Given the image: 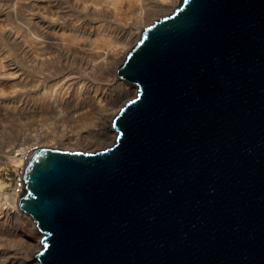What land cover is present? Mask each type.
Returning a JSON list of instances; mask_svg holds the SVG:
<instances>
[{
  "label": "water",
  "instance_id": "95a60500",
  "mask_svg": "<svg viewBox=\"0 0 264 264\" xmlns=\"http://www.w3.org/2000/svg\"><path fill=\"white\" fill-rule=\"evenodd\" d=\"M117 75L111 147L28 153L38 264H264V0H181Z\"/></svg>",
  "mask_w": 264,
  "mask_h": 264
},
{
  "label": "bare ground",
  "instance_id": "6f19581e",
  "mask_svg": "<svg viewBox=\"0 0 264 264\" xmlns=\"http://www.w3.org/2000/svg\"><path fill=\"white\" fill-rule=\"evenodd\" d=\"M178 1L180 0H0V4L11 8V14L16 15L19 9L22 13L19 35L22 61H31L40 70L48 64L53 65L51 72L54 74V83L41 85L40 80L32 79L29 70L24 67L19 65L18 69L12 63H0V85H4L2 81L9 86L18 82L21 97L33 92H30L31 87L35 88L37 96L40 95V104L32 106L24 102L19 109L22 121L34 119L35 122L51 127L50 133L37 129L42 132L36 133L34 137L50 140L55 139L54 130L74 131L85 124L90 113L98 114L99 123L88 134L98 133L100 142H107L113 137L111 134L114 131L110 125L111 119L117 114L114 113V108L120 98L130 96L135 88L117 75L122 64L120 62L125 60L127 50L138 39L133 29L140 28L143 19L150 15L164 14L170 6H176ZM101 11H105L108 18L113 16L120 22L121 28L115 29L114 34H107L109 27L102 22V17L105 16L98 15ZM63 14L70 17V24H67L68 20H61ZM90 25L95 30H91ZM142 30L140 29V33ZM44 109L47 110L46 113ZM102 131H106V134H101ZM77 139L79 138L71 136L67 138L69 142H78ZM27 156L25 154L21 160L23 165ZM20 192L21 189H16L12 194V209L15 207V211L16 208L18 210L15 213L21 212L18 208ZM25 215L33 222L29 215ZM32 224L33 230L38 232L34 222ZM39 235L41 237L38 238L41 239L42 235ZM25 240L33 252L37 250V246H31L33 242L29 237ZM27 250L28 248L25 249ZM4 252L0 254V264L28 262L21 252L17 253L18 257H7ZM35 262H38L37 259Z\"/></svg>",
  "mask_w": 264,
  "mask_h": 264
},
{
  "label": "rangeland",
  "instance_id": "374dc122",
  "mask_svg": "<svg viewBox=\"0 0 264 264\" xmlns=\"http://www.w3.org/2000/svg\"><path fill=\"white\" fill-rule=\"evenodd\" d=\"M180 1H178L177 5L180 3ZM64 6L66 5L64 4ZM176 6H170L171 10L167 9L168 11H165L164 14H153L149 17L144 18L143 23L140 24L141 27H137L139 29L134 27L133 29L136 39H139V36L141 34L140 29H144L164 15L170 14ZM10 9L11 8L8 9L7 5L0 4V63H12L18 66V69L19 65L21 67H24L26 70H29L28 72L29 74H31L30 77H32V79L40 80L39 84L41 85L43 83H54V74L51 72L53 71L52 64H48L40 70L38 67H35L36 65H34L31 61L27 63H24L22 61L21 43L19 40V35L22 29V13L19 9V13L17 12L16 15H14L10 13ZM98 15H104L105 17H107V13L105 11L99 12ZM105 17H102L104 18L102 22L104 23V25L106 24L107 28L109 27L108 31L106 30V32H108L107 34H114L115 29L121 28L120 22L116 21L113 16L109 18ZM69 18L70 17L66 14H63L61 16V20H68L67 24L71 23ZM105 19L108 21H106ZM90 29L95 30V27H92V25H90ZM12 35H14L16 38ZM135 43L133 42L131 44L127 52L130 51ZM122 62L123 60L120 63ZM1 83H3L5 87L2 84V86L0 85V254L2 253V251H5L4 253H6L5 256L7 257H18L17 253L21 252L24 256L27 257L28 260V262H25L24 264H38V262H35L36 258L34 255L41 248L42 238H38L41 237L39 235L40 233L38 234L39 231L37 232L33 230V222L28 219L25 214L21 212L15 213L18 210L16 208L15 211V207L12 209L11 205L12 194L16 190V183L19 178L22 179V171L24 165L21 160L23 156L25 154H28L36 146L60 148L69 151H84L91 153L99 150H104L114 144L115 131L112 129L113 119H111L110 126L114 131V134H111V136L113 135V137H110L107 142H100L98 140L100 135L96 132L88 134V132H92L90 131V129L92 127L94 128V126L99 123L97 121L99 118L96 112V114H89V117L86 119V122L84 124L85 126H78L74 131L54 130L53 133H55V139L50 140L44 139V137L35 138L34 135L36 133L42 131L43 133L52 132L51 127L42 122H35L34 119H31L32 121H22L19 118V109L24 102H28L32 106L35 104H40V95L37 96V94H35L34 92L35 88L31 87L30 92L31 90H33V92H31L30 94L28 93L25 97H21L19 95L21 92V86L18 82L17 84L11 86H9V84L6 85L5 81H2ZM136 93L137 89L135 87L134 92L130 96L124 99L120 98V101L117 102L114 108V113H118L129 100L135 98ZM44 111L46 113L47 110L44 109ZM37 129H40L42 131H39ZM101 134H106V131H102ZM70 136L78 137L79 139L77 140L79 141L69 142L67 138ZM28 237L33 242L31 246L34 245L35 248L37 246V250H35L34 252L28 246L29 243L28 245L26 243L25 238ZM26 248H28L27 251H25Z\"/></svg>",
  "mask_w": 264,
  "mask_h": 264
},
{
  "label": "built area",
  "instance_id": "2783aa9c",
  "mask_svg": "<svg viewBox=\"0 0 264 264\" xmlns=\"http://www.w3.org/2000/svg\"><path fill=\"white\" fill-rule=\"evenodd\" d=\"M28 155V154H27ZM23 188H24V183H23V180L21 179V178H19V180L17 181V183H16V189H18V191H19V189H21V191H23ZM21 193V192H20ZM19 193V194H20Z\"/></svg>",
  "mask_w": 264,
  "mask_h": 264
}]
</instances>
